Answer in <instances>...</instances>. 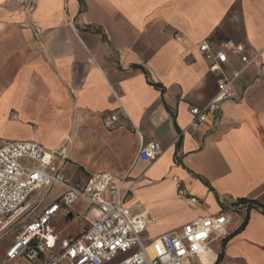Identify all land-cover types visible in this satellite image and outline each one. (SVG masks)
I'll use <instances>...</instances> for the list:
<instances>
[{"label": "crops", "instance_id": "1", "mask_svg": "<svg viewBox=\"0 0 264 264\" xmlns=\"http://www.w3.org/2000/svg\"><path fill=\"white\" fill-rule=\"evenodd\" d=\"M205 39L256 59L244 69L227 51L225 74L240 72L233 98L188 130L190 110L217 93L197 49ZM111 113L120 118L107 129L101 118ZM11 141L65 147L57 164L74 183L126 177L131 213L149 219L145 242L220 214L229 235L247 215L224 246L215 238L187 264H264V214L234 206H264V0H0V146ZM151 141L160 156L137 160ZM51 190L29 198L36 217L63 192L45 203ZM86 208L54 214L57 249L78 235Z\"/></svg>", "mask_w": 264, "mask_h": 264}, {"label": "built area", "instance_id": "2", "mask_svg": "<svg viewBox=\"0 0 264 264\" xmlns=\"http://www.w3.org/2000/svg\"><path fill=\"white\" fill-rule=\"evenodd\" d=\"M33 7L30 2L29 9ZM197 49L207 61L209 72L216 75L217 93L205 106L190 110L188 130H196L217 113L219 104L233 98L234 81L240 72H234L231 78L225 74L227 51L240 55L244 69L256 59L230 40L213 48L205 39ZM119 111L129 119L122 106ZM119 118V113L106 114L101 122L110 129ZM161 152L158 142L141 143L137 160L153 162ZM64 159L65 147L49 151L35 141H11L0 146V238L28 214V200L36 191H49L54 186L63 191L54 204L21 226L5 252V260L11 264H112L116 258L120 260L114 264H182L196 257L215 238L227 234L228 218L220 214L145 242L141 234L149 219L131 213L127 201L132 185L125 186L126 177L115 179L107 172H99L84 183H74L57 164ZM175 187L182 197L184 193L177 182ZM78 202L87 205L78 215L86 228L57 249L52 218L58 211L66 213Z\"/></svg>", "mask_w": 264, "mask_h": 264}, {"label": "rangeland", "instance_id": "3", "mask_svg": "<svg viewBox=\"0 0 264 264\" xmlns=\"http://www.w3.org/2000/svg\"><path fill=\"white\" fill-rule=\"evenodd\" d=\"M60 190L61 189L59 187L54 186L52 190L49 192L48 196L44 199V202L49 203L54 199H56L60 193ZM39 212H40L39 208L36 209V206L35 207L30 206L28 214L22 220H20L16 225H14L13 229L10 231L9 234L5 235L0 239V264H8L3 261L4 253L7 247L10 246L12 240L14 239L17 232L20 230L21 226L33 220L38 215ZM85 228H86V224L81 223V226H79L76 230V234L81 233ZM119 260L120 258H116L115 260H113L112 264H114ZM191 260L192 259L185 260L182 262V264H187V262Z\"/></svg>", "mask_w": 264, "mask_h": 264}, {"label": "trees", "instance_id": "4", "mask_svg": "<svg viewBox=\"0 0 264 264\" xmlns=\"http://www.w3.org/2000/svg\"><path fill=\"white\" fill-rule=\"evenodd\" d=\"M241 204H244L245 207H247V209H248L247 212H249L250 210L254 209V210H259L261 213L264 214V206L262 204H259L256 201L244 200L243 199V200H239L238 202H236L234 204V206L241 205ZM246 223H247V215L244 218L242 224L239 226V228L236 231H234L233 233H231L229 235L226 234V236L222 237V239H223L222 240V246H224L229 239H231L235 234H237L240 230H242L245 227Z\"/></svg>", "mask_w": 264, "mask_h": 264}, {"label": "bare ground", "instance_id": "5", "mask_svg": "<svg viewBox=\"0 0 264 264\" xmlns=\"http://www.w3.org/2000/svg\"><path fill=\"white\" fill-rule=\"evenodd\" d=\"M208 263V262H207Z\"/></svg>", "mask_w": 264, "mask_h": 264}]
</instances>
